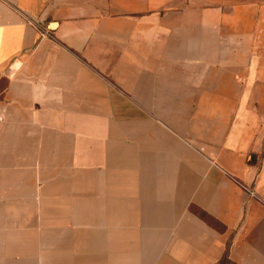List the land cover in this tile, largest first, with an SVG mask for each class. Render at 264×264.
<instances>
[{
    "label": "crops",
    "instance_id": "0c3cea01",
    "mask_svg": "<svg viewBox=\"0 0 264 264\" xmlns=\"http://www.w3.org/2000/svg\"><path fill=\"white\" fill-rule=\"evenodd\" d=\"M0 264H264V0H0Z\"/></svg>",
    "mask_w": 264,
    "mask_h": 264
},
{
    "label": "rangeland",
    "instance_id": "374dc122",
    "mask_svg": "<svg viewBox=\"0 0 264 264\" xmlns=\"http://www.w3.org/2000/svg\"><path fill=\"white\" fill-rule=\"evenodd\" d=\"M246 0H234L235 5H240L241 3L245 2ZM251 2L253 0H250Z\"/></svg>",
    "mask_w": 264,
    "mask_h": 264
}]
</instances>
